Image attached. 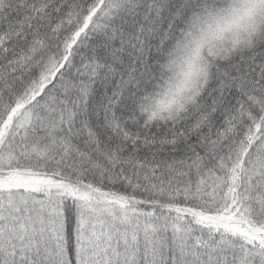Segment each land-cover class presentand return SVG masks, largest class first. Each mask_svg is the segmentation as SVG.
I'll return each mask as SVG.
<instances>
[{
	"label": "snow or ice",
	"instance_id": "1",
	"mask_svg": "<svg viewBox=\"0 0 264 264\" xmlns=\"http://www.w3.org/2000/svg\"><path fill=\"white\" fill-rule=\"evenodd\" d=\"M0 264H264V0H0Z\"/></svg>",
	"mask_w": 264,
	"mask_h": 264
},
{
	"label": "trees",
	"instance_id": "2",
	"mask_svg": "<svg viewBox=\"0 0 264 264\" xmlns=\"http://www.w3.org/2000/svg\"><path fill=\"white\" fill-rule=\"evenodd\" d=\"M123 13H117L113 15L108 21V29H106L104 32H96L94 34H91L85 39L84 45H82V48H84V51L79 53L78 55V60L82 59L85 57L86 52L91 49L93 50V54H95L96 51H99L100 49H105V50H113L115 51L118 55H124V49H123V39L124 38H113L109 39V35L111 32V29L113 27L118 26L119 30L121 32H127V26L122 24L119 16L122 15ZM163 20V17H161V21ZM126 38V37H125ZM99 62L101 64L104 63L103 59H99ZM76 74V70L72 69V75ZM106 79V77L103 74V71H101L98 79H97V84H101L103 80Z\"/></svg>",
	"mask_w": 264,
	"mask_h": 264
},
{
	"label": "clouds",
	"instance_id": "3",
	"mask_svg": "<svg viewBox=\"0 0 264 264\" xmlns=\"http://www.w3.org/2000/svg\"><path fill=\"white\" fill-rule=\"evenodd\" d=\"M229 4L233 3V0H227ZM243 14V13H242ZM244 21H240L238 26L233 25L231 30H225L222 33L217 34L215 37H210L209 39L213 40L214 43L218 45H223V46H231L232 42L236 39L237 34H239V37L241 41H243L246 38V34L243 31V25ZM208 44L206 43L204 48L202 49L201 55L204 58H207V53H208ZM167 62V58L165 63ZM168 75H172V73H168Z\"/></svg>",
	"mask_w": 264,
	"mask_h": 264
}]
</instances>
